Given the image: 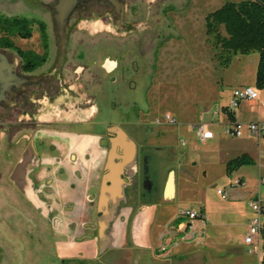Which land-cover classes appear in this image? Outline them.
Returning <instances> with one entry per match:
<instances>
[{"label":"rangeland","instance_id":"rangeland-1","mask_svg":"<svg viewBox=\"0 0 264 264\" xmlns=\"http://www.w3.org/2000/svg\"><path fill=\"white\" fill-rule=\"evenodd\" d=\"M227 1L242 0H114L117 18L114 19L107 9L99 12L93 7L94 14L91 15L78 13L75 9L67 25L68 43L62 65H68L67 81L71 83V77L75 75L72 69L79 64L76 60L70 59L72 55L74 57L80 55L83 59L91 56L92 60L84 59L81 63L91 65L96 62L95 67H100L105 57L117 58L122 63L124 54L131 52L128 55L136 60L142 70L136 74L128 70L124 77L126 82L113 86L109 84V79H104L100 88L93 93L95 102L103 111L115 104L117 113L123 118L117 121L122 122L125 130L139 143L140 132L135 131L132 125H138L143 129V133L149 138L150 146L141 144V154L152 180L168 168L175 170L178 176V169L185 166L188 180L191 185L195 184L194 186L198 188L197 194L179 195L163 213L161 225L169 229L168 236L172 238L171 247L174 249V252L164 256L163 264H238L233 256H251L248 248L243 246L242 240L248 222L250 224L252 212L244 209L247 205L245 202L232 203L229 197L223 199L218 196L216 190L217 188L226 190L229 196L231 178L241 176L247 188L257 192L258 178L264 177V140L260 144L257 142L248 144L257 157L259 155L251 166H241L227 175L225 165L222 164L223 158L225 163L232 160L235 155L228 151H238L242 146L238 143L231 145L235 140L224 135V126L218 122L210 126V130L221 136L211 143L198 142L190 129L192 121L197 122L200 115H203L204 122H208L210 114H206V110L215 106H226L234 89L254 87L258 54L253 52L246 56L238 55L232 59L228 68L223 69L218 66L215 60L216 52L205 35V17ZM99 2L104 4L103 0ZM56 6L57 0H0L1 17L27 19L33 22L30 40L14 38L18 48L42 54L39 24L46 26L45 33L49 44L47 49L49 59L45 68L30 73L26 80L32 84L30 80H33V76H38L40 77L39 83H36L38 86L35 89L22 87L25 90L23 94L25 99L21 101L16 99L13 102V93L10 92L4 103L5 107L0 109V124L4 119L6 121L3 123L8 127L6 122L15 123V119L20 115L25 119H32L39 110V106H34L33 101L42 98L41 86L46 74H55L50 69L55 62L53 56L59 47L56 44L52 20L53 15L57 16ZM104 6L103 8H107ZM156 13L160 15L157 28L149 19ZM145 14L148 16L147 20L143 18ZM130 31L132 33H129ZM140 35L149 38L145 41L134 39ZM157 35L164 38L157 40L155 37ZM129 36L134 37L129 39ZM0 52L5 56L13 73L18 72L17 54L13 50ZM124 68L127 69L126 66ZM54 77L52 75L51 78ZM130 80L137 82L136 88L132 90L129 89ZM53 82L56 87L55 81ZM259 98L260 101H264V94H260ZM132 102L135 104L131 106ZM18 111L21 113L18 114ZM221 113L222 111L219 114ZM166 114L173 116L179 125L167 127L152 122V119H164ZM235 114L238 121L243 123L264 120V108L253 102L243 104L240 109L235 110ZM4 133V129L0 128V148L5 146ZM154 135L163 138L155 141ZM179 140H183L185 146L182 147ZM4 149L2 154H7V146ZM188 160L195 164L187 162ZM1 168L4 174L1 188L7 195V201L12 206L24 209V199L6 179L10 169L9 163H2ZM181 173L182 170L179 174ZM260 194L264 195V187L260 188ZM179 209H193L199 212L203 210L205 221L203 223L194 221L192 224L179 217ZM188 222L191 226L187 233L185 224ZM13 223L16 225H12L11 229L15 236L23 241L27 240L29 244L25 253V264H60L55 258L46 223H43V230L37 231L36 228L34 232L31 231L30 238L24 227L18 224L17 218ZM179 225L183 226L178 231ZM210 246L222 251H214ZM167 248L170 249L169 246ZM9 249L7 247V250ZM10 262L15 264L14 255Z\"/></svg>","mask_w":264,"mask_h":264},{"label":"crops","instance_id":"crops-1","mask_svg":"<svg viewBox=\"0 0 264 264\" xmlns=\"http://www.w3.org/2000/svg\"><path fill=\"white\" fill-rule=\"evenodd\" d=\"M111 4L117 11L116 3ZM78 6L79 4L75 9ZM70 16L71 14L63 20L55 15L52 17L56 44L59 47L53 56L55 62L50 69L55 74L48 73L46 77L49 74L54 75L59 85L49 95L33 101L39 106L33 119L44 127L35 132L31 147H27L18 155L11 175L12 182L34 205L37 231L43 230V223H46L58 262L64 260L78 261L81 264H163L164 256L174 252L171 247L172 238L168 236L169 229L161 225L163 213L179 195L197 194L198 188L188 180L185 166L178 169V176L172 168L164 169L155 181L150 178L148 169L143 175L139 145L150 146L149 138L143 133V139L141 137L140 143L137 142L121 127V122L117 121L123 118L117 113L115 104L103 111L95 102L93 93L100 88L104 79L114 77L113 81H108L112 86L126 82L124 77L127 72L124 73V67L125 61L131 58L128 55L130 52L122 58L124 65L117 58L105 57L100 67H95L96 62L91 65L81 63L84 59L92 60L91 56L83 59L80 55H72L70 59L79 64L73 67L76 69V75L71 77V83L67 81L68 65H62L66 56L67 25ZM89 27L92 28L93 25ZM110 40L112 41L108 39ZM116 41L119 42L118 39ZM48 59L49 53L45 63L32 73L45 68ZM39 80L40 77L33 76L30 81L36 85ZM136 86L132 84L129 89L132 90ZM258 92L259 95L264 94V90ZM260 102L264 101L259 98L253 103L260 105ZM245 103L248 102L241 103L238 108ZM132 104L135 103L132 102L131 106ZM226 106H215L206 110V114H210L208 122H204L203 115H200L197 122L192 121L190 129L198 142L201 141L195 130L197 125H204L205 129L213 134L211 140L201 143H211L221 136L210 130V126L217 122L221 123L224 129L233 123L246 125L262 122H239L235 111L229 113L221 110V115L214 116L217 107L224 109ZM229 114H232L233 120ZM166 116L173 118L174 123H167L165 118L152 119V122L167 127L179 125L173 116ZM224 135L228 136L225 133ZM154 138L157 141L163 137L154 135ZM232 139L235 141L231 145L238 143L242 146L238 151H228L235 155L233 159L246 155L253 163L259 158L248 144H260L264 137L256 140L244 131L241 138ZM182 142L184 143L179 140L183 147L185 143L181 144ZM222 161L227 174L226 164L229 161L225 163L224 158ZM187 162L195 164L191 160ZM181 170L183 173L179 174ZM170 172H173V193L172 196H167L166 183ZM235 179H240L242 185L233 187L234 179L231 178L229 196L228 191L221 188H217L216 192L222 190L224 194L218 196L223 199L229 197L232 203L245 202L247 205L244 209L251 211L249 202L260 193L258 181L264 177L258 178L257 192L247 188L243 177L238 176ZM199 213L205 219L204 211ZM189 224H185L187 233L191 226ZM183 225H179L178 231ZM242 244L244 246L243 240ZM166 246L170 247V251ZM213 249L222 251L215 247ZM252 256H233V259L238 264H252L255 261L258 263L256 257Z\"/></svg>","mask_w":264,"mask_h":264},{"label":"trees","instance_id":"trees-1","mask_svg":"<svg viewBox=\"0 0 264 264\" xmlns=\"http://www.w3.org/2000/svg\"><path fill=\"white\" fill-rule=\"evenodd\" d=\"M33 22L27 19L3 18L0 16V49L13 50L22 59L24 70L31 72L42 66L47 57V36L45 26L39 24L42 54L23 51L14 43V38L30 40ZM205 35L215 50L218 66L226 69L234 57L258 54V64L254 79V88L264 90V0L227 1L204 19ZM233 120L232 114H229ZM252 164L251 159L243 155L226 164L227 174L241 166ZM190 226V224H189ZM68 263L67 261H63ZM264 264V254L261 260Z\"/></svg>","mask_w":264,"mask_h":264},{"label":"flooded vegetation","instance_id":"flooded-vegetation-1","mask_svg":"<svg viewBox=\"0 0 264 264\" xmlns=\"http://www.w3.org/2000/svg\"><path fill=\"white\" fill-rule=\"evenodd\" d=\"M103 1H104V4L103 3L100 4L99 0H83L79 3V6L77 7L76 12L86 13L88 15H91V14H94V11L92 10V8L94 7L99 12L101 11L104 12L105 9H107L111 13L114 19L117 18L116 8L108 0H103ZM104 5H106L107 8H103L105 7ZM143 18L147 20L148 19L147 14L143 15ZM149 19L153 23V26L155 28L159 26L160 15H158V13L151 15ZM129 33H132V31H130ZM133 37L134 36H129L128 38L132 39ZM155 37L157 40L164 38V36L162 35H157ZM148 38L149 37L147 36L140 35L138 37L136 36L134 39H139L142 41L144 39L145 41ZM0 50L4 51V49H0ZM18 59H19V64L17 68L18 72H15V75L23 82L7 86V89L4 90L2 93V96H0V109L1 107H5L4 103L10 92L13 93L12 94L13 102L16 99L21 101V99H25V96L23 95L25 93V90L22 89V87L26 86V87H29V89L30 88L35 89L38 86V84L34 85V84H30V82L29 83L26 82V80H28V75L34 72L36 69L31 72H26L24 70V63L22 62V59L19 56H18ZM125 62H126L127 69H125L124 73H126L128 70H131L136 74L142 70V68H140L137 65V62L135 59H129ZM121 64L124 65L123 62ZM75 71H76L75 68L72 69L73 74L76 75ZM51 77L52 75L49 74V76L46 77V79L42 83L43 84V86H41L42 97L49 95V93L52 92L54 88H57L59 85L56 77H54V79ZM108 79H109L108 81H113L114 77L108 78ZM53 81H55L56 87H54ZM129 83H130V87L132 84H135V86L137 85L136 84L137 82L134 80H130ZM20 113L21 112L18 111V114ZM15 120H16L15 123H10V121H7L6 123L8 124V127L4 125L3 122L6 121L4 119L2 123L0 124V128L4 129L5 131L4 133L5 146L4 147L7 146L6 150H8L7 154H2L5 149L4 147L0 148V157L3 156L4 158V159L0 158V264H14L10 262V258L12 257V255L16 257L15 264H25V253L27 251V247L29 244L27 243V240L23 241L22 239H19L17 236H15L14 232L12 231L11 229L12 225H16L15 223H13L16 218L18 220V224H21L24 227L28 238H30L31 236L30 232L31 231L34 232V230L36 229L35 223H34V219H35L34 205L29 201V199L25 196V194L22 193V191L19 190L14 185L11 179V175L14 171V167H15L18 155L22 153L27 147H31V145L34 143L35 132H37L38 128H41L44 126L37 124V120L33 119V117L32 119L31 118L25 119L24 116L20 115ZM120 124H121V127L125 130L123 123L121 122ZM132 126L135 131L140 132V137H142L143 139V129L139 128L138 125H132ZM125 131L127 132V130ZM13 138H15V140ZM139 152H140V158H141L140 159L141 166H142L143 175H144V173H146V169L148 168L146 167V161L141 154V144L139 145ZM14 156H15V159H14ZM2 163H9L10 165V169L8 173L6 174V179L8 183H10L11 186L15 189L16 193L24 199V205H25L24 209H20L16 206H12L7 201V195L1 188V186L4 183V174L1 168ZM13 217H14V220H13ZM7 247H9L10 249L7 250ZM63 261L61 260L59 263L64 264ZM70 262H78V261H70Z\"/></svg>","mask_w":264,"mask_h":264},{"label":"built area","instance_id":"built-area-1","mask_svg":"<svg viewBox=\"0 0 264 264\" xmlns=\"http://www.w3.org/2000/svg\"><path fill=\"white\" fill-rule=\"evenodd\" d=\"M258 100L259 92L254 87L247 86L236 88L232 91L227 106L224 109L217 107L214 116H218L221 110L230 113L235 111L241 103L256 102ZM260 105L264 108V102H260ZM165 121L169 124L174 123L173 118L170 116H166ZM195 130L198 133L201 142L209 141L213 138V134L206 130L204 125H197ZM244 131L254 139L261 140L264 137V121L246 125L233 123L224 129V133L234 139L241 138ZM181 144L184 143L182 142ZM241 185L242 181L240 179H234L232 181L233 187H240ZM258 186L259 188L264 187V179H259ZM216 193L218 195L224 194L222 190H218ZM249 208L252 212V218L248 231L243 239V243L248 248V253L257 258V264H261L264 254V196H261L260 193H258L256 197L249 202ZM178 214L180 218H184L190 223H193L195 220H198L201 223L205 221L199 212L191 209H181Z\"/></svg>","mask_w":264,"mask_h":264},{"label":"water","instance_id":"water-1","mask_svg":"<svg viewBox=\"0 0 264 264\" xmlns=\"http://www.w3.org/2000/svg\"><path fill=\"white\" fill-rule=\"evenodd\" d=\"M83 0H57V17L58 19H66L76 6ZM114 3V0H108ZM23 82L20 80L15 73L11 70L10 66L7 64L5 56L0 52V96L7 86L14 85ZM173 193V172H170L167 183H166V195L172 196Z\"/></svg>","mask_w":264,"mask_h":264}]
</instances>
